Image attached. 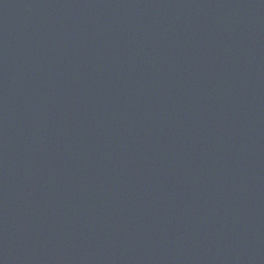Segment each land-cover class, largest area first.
Here are the masks:
<instances>
[{
    "label": "water",
    "instance_id": "1",
    "mask_svg": "<svg viewBox=\"0 0 264 264\" xmlns=\"http://www.w3.org/2000/svg\"><path fill=\"white\" fill-rule=\"evenodd\" d=\"M0 264H264V0H0Z\"/></svg>",
    "mask_w": 264,
    "mask_h": 264
}]
</instances>
